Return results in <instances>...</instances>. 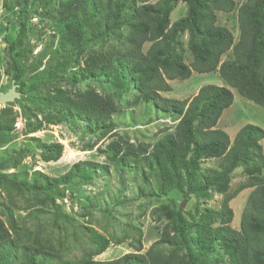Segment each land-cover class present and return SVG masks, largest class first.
Masks as SVG:
<instances>
[{"label": "trees", "instance_id": "obj_1", "mask_svg": "<svg viewBox=\"0 0 264 264\" xmlns=\"http://www.w3.org/2000/svg\"><path fill=\"white\" fill-rule=\"evenodd\" d=\"M44 1L57 3L53 10L57 11L62 33L50 51L55 61L52 70L47 67L34 76L66 74L68 65L79 62L87 45L100 44L98 49L87 51L84 67L67 75L68 82L75 85L81 76L104 77L117 89L133 88L137 92L134 103L142 101L178 118L174 130L153 144L123 139L111 143L117 165L150 166L158 176L162 194L176 189L185 199L192 195L209 198L210 191H218L223 199L219 210L204 207L195 221L185 217L181 205L162 206L159 211L166 213L169 224L160 238L144 253L130 252L108 261L92 258L109 245V240L96 230H91L94 251L71 260L64 258L59 249L43 248L39 231L31 240L22 239L21 229L10 214L7 220L13 237L0 219V264H264V154L260 144L264 130L246 123L231 139L216 127L223 111L234 101L231 89L264 107V0ZM179 1L184 3L185 12L171 21L170 14ZM218 12L235 14L239 29L236 40L227 26L218 23ZM16 41L11 43V50L21 43L19 38ZM229 51L232 56L222 60ZM26 52L20 49L11 57L15 83L25 73L22 58ZM187 52L189 62L185 60ZM193 71H217L224 85H202L185 99L163 94L171 91L168 80L188 79ZM53 90L38 96L47 112L36 119L31 130H38L43 122L55 124L68 118H83L92 127L112 128L111 117L117 111L112 97L91 91L74 98L68 89ZM13 121H4L0 116V135L12 128ZM40 145L47 160L60 156L61 144ZM209 158L219 159L218 168L201 170L200 164ZM84 164H74L61 176L62 183L78 174L88 179L91 167ZM239 167L246 178L229 190L232 173ZM44 178L45 184L33 183L28 188H48L50 181ZM246 188L251 190L236 229L231 226L230 201Z\"/></svg>", "mask_w": 264, "mask_h": 264}, {"label": "rangeland", "instance_id": "obj_2", "mask_svg": "<svg viewBox=\"0 0 264 264\" xmlns=\"http://www.w3.org/2000/svg\"><path fill=\"white\" fill-rule=\"evenodd\" d=\"M54 7H57L56 2L49 5L44 0H0V92L7 91L12 83L19 92V97L12 102H0L1 119H14L12 128L0 135V219L13 237L7 220L11 214L21 229L22 239L31 240L39 231L43 248L59 249L64 258L71 260L94 251L96 245L91 230L109 240L106 249L93 255V260L108 261L130 252L144 253L160 238L166 223L169 224L166 213L159 208L164 205L176 208L185 201L183 214L195 221L201 217L204 207L219 210L223 194L210 191L209 198L192 195L189 199L176 189L162 194L158 189V176L150 166L131 163L121 168L117 165L112 158L111 143L123 139L135 144H153L166 132L174 130L178 118L142 101L134 103L137 92L133 88L117 89L104 77L81 76L75 85L68 82L67 75L78 73L84 67L87 51L98 49L100 44L87 45L79 55V62L68 65L66 74L52 78L34 76L44 68L52 70L51 63H55L50 51L55 49L62 26L57 23ZM184 12L185 5L179 1L170 14L171 21ZM218 23L227 26L235 40L238 38L234 13L218 12ZM18 38L21 43L11 50V43ZM24 48L27 51L22 58L25 73L20 87V81H13L10 60L14 53ZM231 56L229 51L222 60ZM185 60L190 61L188 52ZM168 83L171 91L163 94L178 99L192 97L205 84L224 85L217 71H193L188 79L168 80ZM54 87L68 89L74 98L91 91L112 97L117 105L111 117L112 128L92 127L83 118H68L55 124L43 122L41 128L31 130L36 119H42L47 112L38 96L53 92ZM231 90L234 101L223 111L216 127L226 131L231 139L246 123L264 130V107ZM3 108L6 109L4 113L1 112ZM40 143L61 144L58 159L47 160ZM260 144L264 154V137ZM76 163L91 167L90 177L82 178L78 174L62 183L61 176ZM218 166L219 159L215 158L205 159L200 164L201 170ZM44 177L50 181L48 188H28L33 183L45 184ZM245 178L242 167L234 170L229 190H234ZM250 190L240 191L230 201L231 226L236 229ZM168 230L173 234L169 226ZM164 246L169 249L168 245Z\"/></svg>", "mask_w": 264, "mask_h": 264}, {"label": "water", "instance_id": "obj_3", "mask_svg": "<svg viewBox=\"0 0 264 264\" xmlns=\"http://www.w3.org/2000/svg\"><path fill=\"white\" fill-rule=\"evenodd\" d=\"M16 84L12 83L11 87L5 91L0 92V102L5 104L12 102L15 98L19 97V92L15 91ZM185 202V201H183ZM181 203V206L183 207L184 203Z\"/></svg>", "mask_w": 264, "mask_h": 264}]
</instances>
